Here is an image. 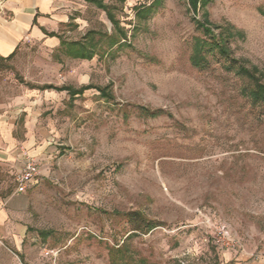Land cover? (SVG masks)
<instances>
[{
  "label": "rangeland",
  "instance_id": "rangeland-1",
  "mask_svg": "<svg viewBox=\"0 0 264 264\" xmlns=\"http://www.w3.org/2000/svg\"><path fill=\"white\" fill-rule=\"evenodd\" d=\"M153 1L110 2L128 33L115 45L105 35L114 26L97 10L102 39L88 63L52 57L63 64L54 84L85 80L112 95L44 92L54 140L30 188L40 232L34 264H112L111 246L128 236L160 264H264V105L217 54L206 67L191 62L203 36L195 18L207 13L238 31L232 58L264 74V0H208L197 15L187 0H157L137 13ZM40 45L27 42L35 53ZM141 106L162 113L147 116ZM131 211L151 229H132Z\"/></svg>",
  "mask_w": 264,
  "mask_h": 264
},
{
  "label": "crops",
  "instance_id": "crops-1",
  "mask_svg": "<svg viewBox=\"0 0 264 264\" xmlns=\"http://www.w3.org/2000/svg\"><path fill=\"white\" fill-rule=\"evenodd\" d=\"M111 1L104 0L114 10ZM97 10L111 22L104 9L87 0H3L0 6V264L36 263L34 241L39 231L34 228L30 188L39 184L46 172L54 140L45 115L48 95L44 92L68 93L43 86L54 84L53 70L63 66L64 58L85 64L97 56ZM89 31H93L94 45L89 47L93 58L70 55L63 41L85 40ZM28 41L41 44L36 53L27 47ZM32 54L37 57H23ZM53 55L62 56L61 62L53 61ZM81 83L87 85L85 80ZM23 151L37 160L40 175L27 190L18 192L16 176L23 168Z\"/></svg>",
  "mask_w": 264,
  "mask_h": 264
},
{
  "label": "trees",
  "instance_id": "trees-1",
  "mask_svg": "<svg viewBox=\"0 0 264 264\" xmlns=\"http://www.w3.org/2000/svg\"><path fill=\"white\" fill-rule=\"evenodd\" d=\"M95 2L98 7L104 9L107 12L109 19L111 20L115 32L111 34H105L110 39V44L115 45L117 43H123L127 41L128 33L124 27L120 25L119 19L113 10V6L106 4L104 0H87ZM157 0H154L149 7L145 5H140L136 7L137 13L146 15L152 9ZM208 0H187L189 8L197 15L199 9L206 4ZM146 11V12H145ZM264 14V10H262ZM205 14L204 21L197 20L195 18V23L198 29L201 30L203 36H198L194 40L193 52L191 55V62L196 67H206L210 64V54H217L220 58L226 60L228 63L227 68L230 71H234L236 74L245 77L248 81L246 87V94L254 100V103H259L264 105V81L262 77L264 74L259 72L256 66L248 68L244 65L241 60L232 58V48L230 45V39L233 38L238 31L231 24L226 26L217 25L210 21L208 14ZM215 29H219V33L216 34ZM93 31H89L85 40L77 41H63V46H67L70 51V55L80 58L91 59L94 56V52L89 49L94 45V40L90 37ZM97 31V46L102 39L101 35H98ZM2 59V58H1ZM264 77V76H263ZM43 88H55L58 90H67L70 94V98L73 99L77 95H81L85 90L90 88H96L105 97H111V93L106 89V87L96 86L93 84L82 85L79 88H75L71 85L57 86L54 84H46ZM141 111L147 116H158L162 113L161 109H150L145 106H141ZM129 221L132 224V229L135 230H149L151 229V223L149 220L143 216L139 211H131L127 213ZM136 233V232H135ZM130 236L122 240L121 243H116L110 248V261L112 264H160L157 261L150 260L149 257L141 255L136 249L131 248L129 242Z\"/></svg>",
  "mask_w": 264,
  "mask_h": 264
},
{
  "label": "built area",
  "instance_id": "built-area-1",
  "mask_svg": "<svg viewBox=\"0 0 264 264\" xmlns=\"http://www.w3.org/2000/svg\"><path fill=\"white\" fill-rule=\"evenodd\" d=\"M3 0H0V6ZM23 168L16 176L17 191L23 192L34 182L40 175V166L37 160L26 151H23ZM48 253V252H47Z\"/></svg>",
  "mask_w": 264,
  "mask_h": 264
}]
</instances>
